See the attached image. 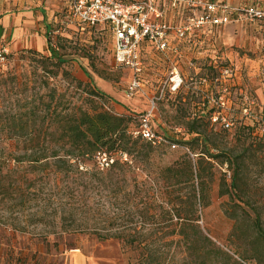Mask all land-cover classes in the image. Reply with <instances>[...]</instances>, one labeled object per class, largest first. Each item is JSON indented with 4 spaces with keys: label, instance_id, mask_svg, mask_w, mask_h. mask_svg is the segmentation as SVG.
<instances>
[{
    "label": "rangeland",
    "instance_id": "1",
    "mask_svg": "<svg viewBox=\"0 0 264 264\" xmlns=\"http://www.w3.org/2000/svg\"><path fill=\"white\" fill-rule=\"evenodd\" d=\"M66 9L67 2L47 18L51 28L41 29L43 37L34 34L32 46L12 52L7 47V64L0 69V264H140L143 257L152 264H264V132L254 121L264 118V105L253 92L260 88L256 71L264 59L248 54L255 63L245 72L241 64L233 66L242 79L236 89L230 86L235 105L229 130L199 114L192 118L178 90L171 91L169 78L159 74L152 129L188 143L153 147L148 160L133 154L128 165L138 168L128 172L96 171L90 154H77L85 170L56 169L53 160L43 169L27 162L30 152L21 141H38L41 149L61 141L53 109L61 117L78 111L127 116L130 130H136L152 98L150 57L145 56L140 87L132 90L131 71L114 59L111 34L75 29ZM224 34L228 43L229 30ZM204 88L208 82L201 83ZM194 125L196 131L187 135ZM206 150L221 157H205L201 165L200 152ZM186 156L193 172L187 182ZM170 166L175 172L166 173ZM171 208L183 220H169Z\"/></svg>",
    "mask_w": 264,
    "mask_h": 264
},
{
    "label": "built area",
    "instance_id": "2",
    "mask_svg": "<svg viewBox=\"0 0 264 264\" xmlns=\"http://www.w3.org/2000/svg\"><path fill=\"white\" fill-rule=\"evenodd\" d=\"M262 2L264 1L244 0V5L237 7L224 1L209 0H68L66 18L67 22L75 25L104 26L108 29L113 40L114 59L119 66L131 71V89L134 90L140 87L142 81L143 65L139 58V47L143 42H147L158 53H176V48L170 45V35H174L179 42H193L200 32L210 27L261 21L264 19ZM179 8L185 9L187 16L182 25L173 27L164 18L168 9ZM8 55V49L0 47V69L6 67ZM189 66L192 67L193 64ZM216 70L213 76L201 81L219 86L216 95L209 97L208 119L211 125L229 130L233 125L229 113L230 86L235 77V69L228 64ZM171 74L170 90L176 91L182 81L180 78L174 80L176 74L173 72ZM244 100L248 103L247 99ZM154 109L155 101H152L149 110L139 117L138 128L132 130L130 134L133 138H140L153 147L178 148L175 139L153 131L151 118ZM248 110L244 108L242 112L248 115ZM261 131H264V125ZM91 159L95 170L99 172L109 170L117 159L125 163L130 162L125 153L112 155L102 151L94 153ZM71 162L80 170H85L78 158L72 159Z\"/></svg>",
    "mask_w": 264,
    "mask_h": 264
},
{
    "label": "crops",
    "instance_id": "3",
    "mask_svg": "<svg viewBox=\"0 0 264 264\" xmlns=\"http://www.w3.org/2000/svg\"><path fill=\"white\" fill-rule=\"evenodd\" d=\"M209 1H224L231 6L237 7L244 5V0ZM66 2L68 4V0H0V47H4L7 43L6 48L8 47L12 52L22 47L32 46L34 34L37 35V38L43 37L39 35L41 29L43 27L47 28V30L51 28L48 25L47 18H52L54 11L64 7ZM163 7L166 8L165 5ZM186 16L187 12L183 8L168 9L164 19L169 25L178 27L184 23ZM73 25L77 30H103L110 34L104 26ZM226 30H229V41L228 43H223L222 40L226 38L224 34ZM169 41L171 47L176 48V53H158L147 42H143L139 47V58L143 65V72L145 69V56L150 57L149 66H152V68H149V75L147 74L148 82H150L148 84L149 94L152 97L149 106L155 99L153 98L154 81L160 75L167 80L173 72L176 74L174 80L180 78L182 81L176 93L180 96L183 106L190 108L192 118L199 114V118L205 116L208 119L207 112L210 109L208 98L216 95L219 86L209 85V89L204 88V91L201 89L202 79L213 76L217 72L216 69L219 65L221 67L228 64L232 66L241 64L245 72L248 63L252 65L255 63L248 54H253L255 59H264V56H261V50L264 49V19L251 24H229L223 27H210L200 32L193 42L176 41L174 35L169 36ZM37 42L40 43V39ZM191 63L193 64L192 67L189 66ZM235 70L232 86L236 89V87L240 86L242 72ZM251 70L253 68H249L245 76L250 77ZM252 72H257V76L260 78L258 84L260 88L253 91L257 97L256 100H258L257 104L264 105V96L261 95L262 89H264L261 84L262 79H264V68H257L256 72ZM169 86L170 84H168ZM245 91L247 92V89ZM246 92L243 93L241 89L239 90L240 95L247 94ZM168 94V97L171 98V91ZM231 95L230 93V106H233L235 104L231 99ZM148 110L149 107L146 111ZM155 114L156 105L151 118V127H153ZM181 129L185 130L183 127H179L176 130Z\"/></svg>",
    "mask_w": 264,
    "mask_h": 264
},
{
    "label": "trees",
    "instance_id": "4",
    "mask_svg": "<svg viewBox=\"0 0 264 264\" xmlns=\"http://www.w3.org/2000/svg\"><path fill=\"white\" fill-rule=\"evenodd\" d=\"M50 40L48 39V44ZM54 53H51L49 60H53ZM57 63H63L62 60L57 59ZM99 97H105L101 93H96ZM51 106L46 105L47 110L45 119L48 116V112ZM31 114V113H30ZM55 121L57 122V130L60 131L61 141H53L45 148H38V141H21L25 153L27 154L28 163L36 166H42L43 169L49 168L51 165L48 160H53V165L56 167H63L71 170L74 168L78 171V166L73 164L72 159L78 158L77 154L92 155L98 151L106 152L108 154L115 155L117 153H125L129 159L131 155L136 154L140 160H148L153 148L148 142L141 140L140 138H133L130 132L131 118L127 116L113 115L107 111H93L92 113L86 111L71 112L61 117V113H57L55 109L52 110ZM258 128L248 127L250 131L258 129L259 131L264 125V118L255 120ZM195 122V121H194ZM254 128V129H253ZM196 131L195 125L186 132L187 135H191ZM264 132V131H262ZM179 143H188L182 141H176ZM201 156L199 164L206 162L205 157L208 160H218L221 155L213 154L206 150L200 152ZM79 159V158H78ZM132 162V160H130ZM184 166L186 167V182L192 179V165L191 160L186 156L184 157ZM41 167V168H42ZM138 168L137 166H130L128 163L122 162L117 159L115 164L110 169H119L120 171L128 172L130 169ZM61 173V170L59 171ZM166 173L175 172L174 167L170 166L165 169ZM180 210L169 209V220L176 219L177 222L183 220ZM100 240H106L108 237H104L100 234L96 235ZM126 243L131 247H140V243H135L133 240H127ZM145 247V246H144ZM140 264H152L149 258L143 257V261Z\"/></svg>",
    "mask_w": 264,
    "mask_h": 264
}]
</instances>
